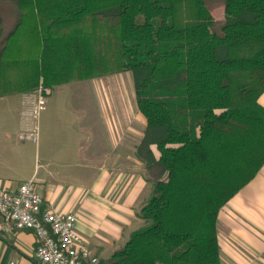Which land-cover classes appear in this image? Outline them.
Returning a JSON list of instances; mask_svg holds the SVG:
<instances>
[{"label":"trees","instance_id":"1","mask_svg":"<svg viewBox=\"0 0 264 264\" xmlns=\"http://www.w3.org/2000/svg\"><path fill=\"white\" fill-rule=\"evenodd\" d=\"M2 1L0 98L132 74L154 182L146 227L101 264H221L218 213L264 165V0Z\"/></svg>","mask_w":264,"mask_h":264},{"label":"crops","instance_id":"2","mask_svg":"<svg viewBox=\"0 0 264 264\" xmlns=\"http://www.w3.org/2000/svg\"><path fill=\"white\" fill-rule=\"evenodd\" d=\"M73 82H88L98 96L83 105L80 101L69 103L70 111L63 115L62 123L67 135L57 144L51 141L28 147L12 140L5 128L9 117L5 100L18 96L24 105V118L16 133L30 129L36 117L32 105L37 100L25 101L24 94L0 98V190L16 191L33 179L43 208L74 214L78 233L91 254L103 263L127 243L132 233L146 227L138 214L152 190L146 168L136 155L143 133L139 132L136 113L122 112L121 104L107 106L111 99L101 82ZM258 103L264 108V92ZM216 228L221 264H264V165L220 209ZM36 247L31 231L0 233V264H40L35 258Z\"/></svg>","mask_w":264,"mask_h":264},{"label":"rangeland","instance_id":"3","mask_svg":"<svg viewBox=\"0 0 264 264\" xmlns=\"http://www.w3.org/2000/svg\"><path fill=\"white\" fill-rule=\"evenodd\" d=\"M210 10L215 24L220 26L223 21V7L221 2H211ZM12 23L13 17L11 16L10 7L6 2L0 0V37L8 31ZM94 79L104 85L105 94L111 99V102L108 101L109 104L107 106L119 107L121 104L120 108L122 112H127L131 115L136 113L139 132L142 131L143 133L145 130V124H143L144 118L139 114L136 108L132 74L130 72H121ZM39 90L40 89L24 94L27 98L25 101L34 102L38 100V97L45 98L46 95L49 94V91L44 93ZM95 90L97 91V89ZM95 90L89 87L88 82H73L64 86L52 88L48 97L44 99L42 108L39 109L36 117L32 119L29 127L30 129L25 133L15 132L18 123L24 118V105H22L18 96L9 98L8 100H5V109L7 113H9L8 120L5 122V128L8 130L12 140L16 139L19 142H23L28 147L48 144L51 143V141L57 144L67 135L64 131L65 129L62 127V123L64 118L63 115L67 113L68 110L70 111L71 105L69 103L72 101L75 103L76 101H80L81 105H83L84 102L88 101L87 99L98 96V93ZM102 95L103 92L101 91L99 96ZM32 107V112L35 115L38 110L37 101ZM50 122L52 125L49 124ZM52 138H54V140ZM153 152L156 156L159 155L154 147ZM146 179L152 190L154 182L153 174L147 170Z\"/></svg>","mask_w":264,"mask_h":264},{"label":"built area","instance_id":"4","mask_svg":"<svg viewBox=\"0 0 264 264\" xmlns=\"http://www.w3.org/2000/svg\"><path fill=\"white\" fill-rule=\"evenodd\" d=\"M37 104L35 115L42 108L44 98L38 97ZM17 230H28L35 235V258L40 264H101L78 233L76 216L44 209L33 179L23 182L16 191L0 190V233Z\"/></svg>","mask_w":264,"mask_h":264}]
</instances>
